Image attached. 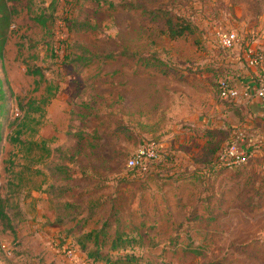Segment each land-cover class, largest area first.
I'll return each instance as SVG.
<instances>
[{
	"label": "rangeland",
	"instance_id": "1",
	"mask_svg": "<svg viewBox=\"0 0 264 264\" xmlns=\"http://www.w3.org/2000/svg\"><path fill=\"white\" fill-rule=\"evenodd\" d=\"M131 1L11 0L17 11L0 56V87L4 93L0 102L7 107L2 116L0 175L3 179L16 178L15 173L28 162L24 147L11 139L17 135L19 123L27 120L28 126L20 135L23 139H45L52 148L61 147L75 155L79 182L67 198L85 202L92 196L117 195V203L126 214L132 210L138 216L145 210L157 223L163 242L157 247L136 248L139 259L131 264H203L221 257L225 259L223 264H264V176L254 177L253 173L246 180L232 182L231 197L224 198L225 207L232 208L227 214L231 221L217 220L214 224L212 216L203 215L196 222L188 219L201 199H197V192L202 184L199 181L197 185L190 176L181 178L188 176L185 167L133 177L127 165L128 156L148 140L158 142L162 152L183 164L192 162L198 147L206 148L203 134L194 133V112L202 109L199 112L205 115L212 110L207 106L209 98L194 93V81H206L208 77L205 66L201 67L205 51L228 53L235 49L215 45L214 30L219 26L239 32L243 43L236 46L251 43L259 49L254 41L264 38V0H135L150 8L173 9L197 26L194 32L176 39L164 31L163 20L152 21L123 6ZM41 12L48 16L46 26L35 19ZM124 49L128 53L156 51L166 64L147 68L127 55L107 61L105 56L100 57ZM36 66L43 68V76L28 70ZM223 77L227 76L214 72L209 80L217 88ZM47 85L53 86L55 95L43 103L42 97L48 96ZM199 100L202 105H198ZM38 105L41 110L34 108ZM82 111L89 113L88 121L77 116ZM94 127L102 136L93 133L91 142L68 135L69 130L79 129L91 134ZM56 159L50 155L37 165L45 174H32L27 169L23 186L45 182L46 187L53 182L46 166ZM173 176L179 180L174 181ZM95 187L93 192L84 190ZM242 188L245 197H236ZM175 191L180 196H173ZM5 204L11 215L23 220L16 223L15 232L5 227L4 219V227L0 222V264L90 262L76 242L79 231L69 233L75 222L53 229L50 221L55 217V206L42 212L46 219H37L29 196L19 200L12 196ZM109 205L103 213L108 212ZM220 207L222 204L216 203L213 212L222 218L226 213ZM96 219L88 221L86 228H91ZM27 220L37 222L30 225ZM175 241H179L177 246ZM69 248L77 253L74 263L66 255Z\"/></svg>",
	"mask_w": 264,
	"mask_h": 264
},
{
	"label": "trees",
	"instance_id": "2",
	"mask_svg": "<svg viewBox=\"0 0 264 264\" xmlns=\"http://www.w3.org/2000/svg\"><path fill=\"white\" fill-rule=\"evenodd\" d=\"M123 6L137 10L141 16L144 18L149 17L152 21L163 20L166 25L164 31L169 34L172 39H176L185 35L187 32L191 33L197 29V26L194 24V27L191 21L183 14L176 13L173 9L170 8H150L144 2L136 3L135 0H132L129 3L124 4ZM138 7V9L136 8ZM17 9L15 3L11 0H0V56H3L4 47L8 41L10 34V28L13 23L14 15ZM47 14L41 12L39 15H36L35 19L46 26L47 23ZM85 54V53H84ZM130 54V55H129ZM119 55H127L136 59L137 62L147 68H159L165 66L166 61L163 59L158 52L154 51L152 53H141L133 51L128 53V51L121 50L119 53L109 52L100 57L105 58L104 61L108 59H115ZM84 55H79V58L83 59ZM31 73L35 75L43 76V68L41 66H36L34 68L28 69ZM48 96L42 97V102L47 103L48 100L54 96L52 85H47ZM0 95L4 100L3 89L0 87ZM33 101H30L29 106L31 107ZM35 109L41 110L40 105L34 107ZM5 102H0V146L3 139V128L4 121L3 115L6 113ZM80 120L88 121L89 113L88 112H79L76 113ZM20 115V114H19ZM28 126V121L23 120L19 123L17 129V135L11 136V139L14 142L20 143L24 150L25 159L28 161L23 163V167L19 172L15 173L16 178H7L5 182V192L1 191L2 187L0 186V222L4 227V220L6 222L5 227L11 228L13 232L16 230V223L21 222V218H16L13 214L6 209V202L10 197L14 196L19 200L21 198V193L26 188H39L44 191H47L51 195V200L54 202L56 207V216L53 220L50 221L52 225L58 226H68L71 223L75 222V225L69 227V233L78 230L76 234V242L80 249L86 253V258L91 262L96 261H105L106 264H118L120 262L133 263L134 260H138V256L135 253V249L139 247H155L158 246L162 240L160 237H157V234H151L154 232L155 225L147 223V216L142 215L141 218H132L125 215L121 209L120 204L117 203V195H106L104 197L100 196L98 198H90L85 202L73 201L66 197L68 192L72 191L77 182L76 176V166L78 165L76 157L74 154H70L67 149L61 147H50L46 140L41 141L36 139H23L20 135L24 131V128ZM88 131L84 129H79L77 131H68V135L76 138V140H85L91 142V135L102 136V132L99 131L97 127L92 129V133L88 134ZM228 142V141H227ZM226 142V144H227ZM229 143V142H228ZM92 144V143H90ZM225 145L223 142H216L211 140L207 143L203 152L199 156L194 157V163H199L200 168L189 169L187 171L188 175H193L197 172H200V182L202 184V193L200 195L198 203L194 206V210L191 212L189 218L194 219V222L202 218L203 215L212 216L213 206L224 203V197L221 192L222 181L218 178H211L208 176V172L211 175L223 174L226 170L239 167L241 165L225 166L219 165L218 157L219 152L222 146ZM2 148V147H1ZM38 151V155L35 156V152ZM54 155L56 161L53 163H48L46 168L50 170L51 177L53 182L48 186L44 187L41 182H34L29 186H23L24 184V175L25 171L30 170L31 173H40L45 174V170L38 167H33L35 163L40 164L46 159L47 156ZM69 163V164H68ZM72 163L73 165H71ZM183 163H179L177 159H174L168 153L163 152V157L160 161L153 162L150 169L147 171H138L136 168H131L130 174L134 176H143L150 174L153 171L162 172L165 168L167 171H173L177 168H181ZM81 168H83L81 166ZM24 171V172H23ZM78 171V170H77ZM205 178V180H203ZM206 184V185H204ZM32 186V187H30ZM90 192L94 191V188L85 189ZM199 197V198H200ZM107 203H110V211L107 215H103L98 218L91 228H86L88 221L93 219L95 215H99L104 211ZM21 208V207H20ZM20 209V213H21ZM17 213V212H15ZM14 213V214H15ZM18 213V214H20ZM16 215V214H15ZM4 219V220H3ZM4 223V224H3ZM179 241L174 242V246H177ZM187 249L194 251V248L191 246H186ZM219 261H210L203 264H218Z\"/></svg>",
	"mask_w": 264,
	"mask_h": 264
},
{
	"label": "crops",
	"instance_id": "3",
	"mask_svg": "<svg viewBox=\"0 0 264 264\" xmlns=\"http://www.w3.org/2000/svg\"><path fill=\"white\" fill-rule=\"evenodd\" d=\"M213 40L216 43V44L214 43L215 45H219L215 41L214 35H213ZM254 43H256L257 44L256 46H258L257 48H259L257 50L264 55V38L259 37L254 41ZM234 48L235 49H232L228 53H223L215 49H207L205 51L207 54L204 58L203 64L201 63L202 64L201 67L205 66L206 69L205 73L208 76L207 80L194 81V89H195L194 93L199 94L202 98L203 97L209 98L210 102H208L207 106L212 107L211 111H207V109H205L207 111L205 115L203 113H200L202 109L199 110L200 112L198 110L194 112V133L201 132L205 137L206 144L212 139L215 140L216 142L219 141L224 143L225 141L228 142L232 141L233 138H235V135L237 133L236 131L242 130L245 134V139L242 142L241 146L251 152L250 160L239 167L228 169L223 174H219V175L216 174L211 175L210 172L207 173L208 176L213 178L212 180L218 178V180L222 181L223 184L221 185L222 187L221 192L224 198H229V196L231 197L232 190L230 188L232 186L231 185L232 182L246 180V178L253 173H255L253 174L254 177L257 174H260L261 178L264 176V102L257 96H253L252 98L243 96L235 99H223L220 96L219 88L218 87L216 88L214 83L211 82V80H209L211 74L217 72L218 74L220 73L226 75L230 79V81L234 85L238 86L243 92H252L256 89V87L259 85L261 78V68L258 66L248 65L246 60L247 55L245 52L244 45L235 46ZM205 83H207L208 85H205ZM199 101L200 102L198 105L200 104L202 105V100ZM194 109H196L195 106ZM180 121L181 120H179V122ZM49 146L51 147V145ZM201 152H203V149L198 147L194 152L195 154L194 157L199 156ZM36 165L39 166V164ZM200 166L201 165L199 163L196 162L194 163V159H192L191 163L183 164L182 166L183 168L181 167V169H184L185 167V169L189 170L197 167L200 168ZM200 172H202V170H199V174L195 172L194 176L193 175L187 176V174H185V176L181 178H186L190 176L191 181L194 180V182L198 185V182L200 181V176H199ZM154 176H152L151 178H154ZM178 178L174 177L173 180L177 181L179 180ZM5 180L7 181V178L4 177L3 179V175L2 176L0 175V184L2 183L4 184L6 182ZM227 181L229 182L228 185L225 184ZM78 182L79 181L74 182L73 184ZM43 186H45V182ZM1 187H2L1 191L4 193L5 192L4 187L3 186ZM96 188L97 187H95L94 190H96ZM243 190H244L243 188L239 189L237 191L236 197L238 198L245 197L246 191ZM22 192L23 194L21 193L22 195L21 197L24 198V196L26 197L29 196L30 200L35 206V209H37L38 214L36 218L39 219V217H41V219H46V217L42 216L43 214L42 212L48 209L52 210L53 207L55 206L54 202H52L51 200V195L47 191L33 187L26 188ZM200 192L202 193V186L199 187V191L197 192V199L201 195ZM227 192L229 194H227ZM101 196L104 197L106 195H101ZM151 196L154 197L153 195ZM173 196H180V195H178V191H175ZM98 197L100 196L97 197L92 196L90 198H98ZM225 203H223L222 207H220V210H225L222 212L226 213L222 216V218L221 217L219 218V216H217L216 213L213 212L211 217L212 220L210 221H213L214 224L215 221L217 220L223 223L224 222L230 223L231 220L228 217V215L230 214L229 209L232 208L229 207L227 209L224 205ZM108 204L110 203H107V205ZM193 210H194V206L188 215V219L194 222V219L189 218ZM23 211L25 213V210ZM109 211H110V205L107 213H103L104 211H102L99 215H95V217H97L98 219L103 215H107ZM123 213L128 217H132V218H141L142 215L145 214L148 219L147 223L155 225L154 232H152L151 234L156 233L157 237L158 236L160 237V232L159 229L157 228L158 227L157 223L153 222V220L145 210L140 211L138 216H136L137 214H134L132 210L129 212V214H126L124 211ZM25 215L30 216V212L26 213ZM27 221H30L31 223L30 225L37 222V220L36 221L27 220ZM1 226L3 227V225ZM60 227L61 226L55 225L53 226V229H60ZM188 231H190V229H188ZM160 239L163 242V239L161 237ZM145 247H149V246H145ZM84 256H86L85 252H84ZM223 260H225L224 257H221V258H214L212 261H219L218 264H223L224 263ZM69 261L71 263H74V261H71L70 259ZM93 263L106 264L105 261H96ZM118 264H131V263L120 262Z\"/></svg>",
	"mask_w": 264,
	"mask_h": 264
},
{
	"label": "built area",
	"instance_id": "4",
	"mask_svg": "<svg viewBox=\"0 0 264 264\" xmlns=\"http://www.w3.org/2000/svg\"><path fill=\"white\" fill-rule=\"evenodd\" d=\"M214 38L215 41L224 48L234 47L243 43L236 29L225 26H219L214 30ZM244 46L248 65L261 68L259 85L252 92H243L238 86L234 85L229 78L223 77L218 81L220 96L223 99H235L243 96L252 98L253 96H257L264 102V55L251 43H247ZM16 113L18 115L19 111H16ZM236 132L235 138L223 145L220 149L218 157L219 165H242L250 160L251 152L241 146L245 139V134L242 130ZM162 157L163 152L159 143L154 140H148L141 143L135 151L128 156L127 165L131 168H136L138 171H147L150 169L153 162L160 161ZM65 252L68 259L76 261L78 256L73 248H69L65 250ZM86 264L94 263L90 261Z\"/></svg>",
	"mask_w": 264,
	"mask_h": 264
}]
</instances>
